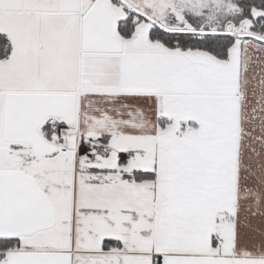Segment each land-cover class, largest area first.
<instances>
[{
	"label": "snow or ice",
	"instance_id": "1",
	"mask_svg": "<svg viewBox=\"0 0 264 264\" xmlns=\"http://www.w3.org/2000/svg\"><path fill=\"white\" fill-rule=\"evenodd\" d=\"M0 264H264V0H0Z\"/></svg>",
	"mask_w": 264,
	"mask_h": 264
}]
</instances>
